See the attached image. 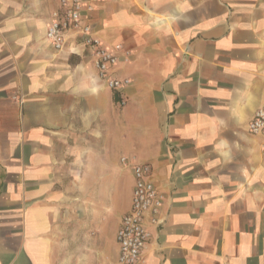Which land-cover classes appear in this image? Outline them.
I'll return each mask as SVG.
<instances>
[{
    "label": "crops",
    "instance_id": "obj_1",
    "mask_svg": "<svg viewBox=\"0 0 264 264\" xmlns=\"http://www.w3.org/2000/svg\"><path fill=\"white\" fill-rule=\"evenodd\" d=\"M58 7L0 0V264H115L134 162L164 194L142 264H264V0L93 3L120 90L52 47Z\"/></svg>",
    "mask_w": 264,
    "mask_h": 264
},
{
    "label": "built area",
    "instance_id": "obj_2",
    "mask_svg": "<svg viewBox=\"0 0 264 264\" xmlns=\"http://www.w3.org/2000/svg\"><path fill=\"white\" fill-rule=\"evenodd\" d=\"M105 0H87L83 7L82 0H58V9L51 14L46 29V38L52 47L60 51L70 36H77L93 62L99 78L111 90H120L129 83L128 79L111 76L110 70L121 56V45L112 49L101 46L93 36V28L88 21H83L82 13L92 11L93 3ZM123 55H128L127 51ZM252 133H264V106L259 108L248 124ZM122 163H127L125 157ZM133 187L129 211L121 218L116 231L117 257L115 264H142L143 250L150 238L149 226L160 222L159 215L164 194L152 179V168L145 162L131 164Z\"/></svg>",
    "mask_w": 264,
    "mask_h": 264
},
{
    "label": "rangeland",
    "instance_id": "obj_3",
    "mask_svg": "<svg viewBox=\"0 0 264 264\" xmlns=\"http://www.w3.org/2000/svg\"><path fill=\"white\" fill-rule=\"evenodd\" d=\"M131 185L132 178L128 173H123L119 179V188L123 192V206H121V209H126L128 207L131 197Z\"/></svg>",
    "mask_w": 264,
    "mask_h": 264
}]
</instances>
